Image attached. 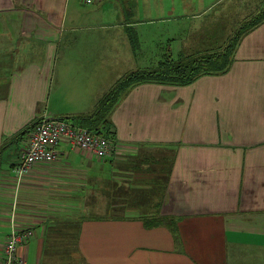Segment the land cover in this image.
Wrapping results in <instances>:
<instances>
[{
	"label": "crops",
	"instance_id": "0c3cea01",
	"mask_svg": "<svg viewBox=\"0 0 264 264\" xmlns=\"http://www.w3.org/2000/svg\"><path fill=\"white\" fill-rule=\"evenodd\" d=\"M224 1L0 0V256L28 132L65 118L107 132L112 151L63 142L31 165L18 192V223L33 229L24 264H264V21L225 70L133 81L98 108L156 66H132L137 44L160 35L169 58L193 54L190 34Z\"/></svg>",
	"mask_w": 264,
	"mask_h": 264
},
{
	"label": "built area",
	"instance_id": "2783aa9c",
	"mask_svg": "<svg viewBox=\"0 0 264 264\" xmlns=\"http://www.w3.org/2000/svg\"><path fill=\"white\" fill-rule=\"evenodd\" d=\"M95 0H83L92 4ZM63 142L71 143L84 151L92 152L96 157L106 158L112 151V140L102 133L66 120L65 118L45 119L36 123L28 132L27 141L19 154L15 165L13 195L10 203L9 231L6 235L0 256V264H24L25 258L18 249L33 236L30 226L18 223V192L20 183L36 161H52L57 158V146Z\"/></svg>",
	"mask_w": 264,
	"mask_h": 264
},
{
	"label": "trees",
	"instance_id": "16d2710c",
	"mask_svg": "<svg viewBox=\"0 0 264 264\" xmlns=\"http://www.w3.org/2000/svg\"><path fill=\"white\" fill-rule=\"evenodd\" d=\"M262 21H264V8L254 18H252L250 22L237 29L230 37L231 39L226 37L224 42L218 44L216 47L202 48L193 54L181 56L177 60L168 58L165 61H161L154 68L138 70L136 72L127 74L116 83L115 88L111 92L112 95L109 94L108 97L101 101L98 108L104 111L107 110L110 101L114 99L116 100V97L119 95L120 91L133 81L152 79L182 82L191 80L192 78H195L201 74L225 70L229 66L235 45L241 36L245 34L250 28L258 23H261ZM104 136L111 139L107 132L104 134ZM162 220L163 219L158 217H149L147 220H145V225L154 226L159 224V222Z\"/></svg>",
	"mask_w": 264,
	"mask_h": 264
},
{
	"label": "rangeland",
	"instance_id": "374dc122",
	"mask_svg": "<svg viewBox=\"0 0 264 264\" xmlns=\"http://www.w3.org/2000/svg\"><path fill=\"white\" fill-rule=\"evenodd\" d=\"M110 1L112 4L115 3V0H109V2ZM263 8L264 0H225L221 4L216 5L209 11V14L203 16L198 25V29L195 30L192 35L190 34L191 45L185 47V54L191 51L194 40L197 41L194 49L198 48V50L208 45L213 47L214 42L220 43L223 40L221 42L223 43L226 37L230 38L237 29L250 22ZM156 30H158L156 34L163 33L162 27H157ZM159 36L160 35H153L154 39H156V45L151 46L149 44H142V46L139 47L137 44V58H135V56L132 57L133 67L136 69L140 66L149 68L147 64L144 65V62L157 66L158 62L165 61L169 58L167 54L169 49L166 48L165 45L160 46V40H158ZM165 55L166 57H164ZM172 57L175 58L173 55ZM101 210H103V208H101Z\"/></svg>",
	"mask_w": 264,
	"mask_h": 264
},
{
	"label": "water",
	"instance_id": "95a60500",
	"mask_svg": "<svg viewBox=\"0 0 264 264\" xmlns=\"http://www.w3.org/2000/svg\"><path fill=\"white\" fill-rule=\"evenodd\" d=\"M49 119H51V118H49Z\"/></svg>",
	"mask_w": 264,
	"mask_h": 264
}]
</instances>
